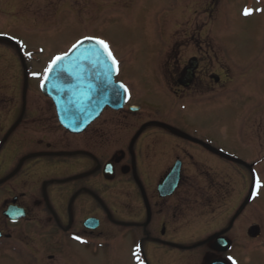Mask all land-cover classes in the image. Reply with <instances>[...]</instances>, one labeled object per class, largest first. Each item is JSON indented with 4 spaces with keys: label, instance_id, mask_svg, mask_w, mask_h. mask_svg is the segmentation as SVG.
I'll use <instances>...</instances> for the list:
<instances>
[{
    "label": "flooded vegetation",
    "instance_id": "obj_1",
    "mask_svg": "<svg viewBox=\"0 0 264 264\" xmlns=\"http://www.w3.org/2000/svg\"><path fill=\"white\" fill-rule=\"evenodd\" d=\"M13 1L25 11H29L31 6L37 7L29 0ZM213 6L219 28L228 24L232 15L244 20V29L253 23L247 20L264 18V0L256 6L242 7L232 6L229 0H216L209 9L214 10ZM246 8L252 10L249 15H244ZM207 15H212V12ZM246 31L260 34L254 30H245V34ZM261 33L263 35L264 30ZM207 34L209 32L198 33L199 37L202 35L203 43ZM216 35L223 39L232 38L235 33L221 30ZM198 44L200 48L192 55L176 57L175 63H169L166 71L170 72V89L163 82L173 102L183 101V108L191 115L204 104L213 102L218 105L222 95L231 93L234 97L236 94V85L230 92L222 93L221 90L225 83L235 79L234 70H230L231 63L223 64L222 56L213 48ZM13 49L17 52L16 48ZM239 55L234 53L230 57ZM6 60L10 58L4 60L0 57V78L7 71ZM11 63V71H15L13 83L10 84L12 80L6 78L2 79L3 82L0 80V129L6 128L9 133L20 131L23 137L20 141L29 151L26 157L0 173V264H7V261L11 264H94L91 245L95 239L124 237L135 242L132 246L134 249L138 247L140 255L137 257L145 264L148 262L142 243L151 247L155 264H224L227 254L231 255V247H242L243 252L245 246L248 252L243 254L248 261L253 253L263 250L264 212L252 213L249 210L251 221L238 223L239 210L244 214L248 208L251 179L243 181L235 176L241 189L234 196L235 201H231L229 207H222L223 202L213 207L222 198L216 180L209 176L208 171L201 169L202 176L198 177V182L204 184L193 188L190 185L192 180L184 173L186 166H193L197 171L206 163L214 165V161L208 160L200 151L201 143L190 142L188 137H183L184 147L179 148L178 153L175 154L172 148L165 153L164 147L173 145L170 144L172 132H159L140 125L119 126L115 138L110 132L113 121L105 119L99 126H93L101 116L80 133L68 132L59 124L54 105L45 96L41 95L51 104L52 112L36 103L33 96L31 102L27 100L28 82L34 80L25 75L27 70L22 75L15 62ZM166 66L161 63L163 79L168 77L164 71ZM216 69L217 72L214 71ZM181 75H184L182 82ZM243 84L239 87L242 94H236L237 98L245 93L248 96L245 88L249 86ZM13 97L15 100L11 103ZM187 117L190 116L187 114ZM50 118H54L57 128L68 135V140L62 134L46 130V122ZM240 134L241 143L249 150L258 146L264 148V143L252 146V128H242ZM165 140L170 141L167 143ZM260 155L264 162V154ZM161 158L166 164L161 165L159 174L158 160ZM176 161H180L177 186L171 195L161 198L157 185ZM105 164L110 165L111 175L104 173ZM21 188L25 190L19 191ZM192 190V194L198 192L201 195L203 206L200 208L206 210L209 217L214 215L210 217L213 228L206 229L205 221L200 222V226L188 223L182 224L181 228L174 227L172 211L185 207ZM161 200L167 207L164 220L159 222L157 207ZM12 205L24 211L23 217L14 222L4 214ZM222 210H225L224 214ZM253 215L254 218L259 216L258 219ZM253 225L259 228L258 238L249 236V228ZM257 240L261 241L262 247L252 249ZM175 249L180 253L173 255Z\"/></svg>",
    "mask_w": 264,
    "mask_h": 264
},
{
    "label": "rangeland",
    "instance_id": "obj_2",
    "mask_svg": "<svg viewBox=\"0 0 264 264\" xmlns=\"http://www.w3.org/2000/svg\"><path fill=\"white\" fill-rule=\"evenodd\" d=\"M11 1L0 0V33H3L0 35V57L4 60L10 58L5 61L7 71L0 78L2 82L6 78L12 80V84L15 79V71L12 72L9 66L11 62H15L17 70L24 75L26 69H30L28 72L40 70L53 54L65 50L77 38L95 37L104 40L120 63L118 79L128 86L130 102L139 108V113H132L126 107L115 112L107 109L93 126H99L105 119L113 121L110 132L115 138L119 133V126L140 125L159 132L170 131L173 135L172 141H169L173 145L164 147L165 153H169L171 148L175 154L178 153L181 150L179 148L184 147L183 137H188L190 142L201 143L200 151L205 153L208 160H213L214 165L206 163L197 168V171L193 166H186L184 173L192 180L190 185L193 188L204 184L198 182V177L202 176L201 169L208 171L209 176L216 180L222 198L213 207L221 205L222 202L225 203L222 207H229L231 201H235L234 196L241 191L235 176L246 181L251 179V172L257 171L262 183L258 198L249 200L244 214L239 210L238 223L250 222V211L264 212V163L260 155L264 154V148L258 146L253 147L255 150H249L241 143L243 140L240 134L242 128L250 127L254 133L252 146L264 143V34L261 33L264 30L261 23H264V18L247 20L253 23L244 29V20L232 15L228 24L219 28L217 18H214L215 6L214 10L209 9L213 2L216 4V0H29L31 4H37V7L31 6L29 11ZM262 1L229 0L234 7L256 6ZM209 11L212 12L210 16L207 15ZM221 30H228L235 33V36L219 39L216 33ZM245 30L259 31L260 34H251L248 31L245 34ZM200 32H209L204 37L205 43L202 35H198ZM7 36L16 38L17 46L35 58L32 61L21 58L13 45L10 46L3 38L1 40V37ZM198 42L202 44L201 47L207 45L219 53L223 64L231 63L230 70L233 69L232 73L236 76L222 86V93L230 92L236 85L235 93L241 95L239 87L244 83L249 86L245 88L248 96L245 92L239 98L236 94L233 97L231 93L222 95L218 105L213 102L204 104L192 115L182 107L183 101L173 102L163 83L170 89L168 84L172 82L169 81L170 72L166 68L170 67L169 63H175L176 57H188L198 51ZM234 53L240 54L238 59L230 57ZM161 63L167 65L164 71L168 77L164 79L161 76ZM11 66L13 69L12 63ZM214 71L217 72V69ZM28 83L27 100L31 102L33 96L36 103L44 105L46 110L52 112L49 101L36 90V81ZM13 100L15 97L10 102ZM55 127L57 128L54 118L48 119L46 130L57 135L62 134L68 140V135L58 128L57 131ZM22 138L20 131L9 133L6 128L0 129V173L28 155V148L20 141ZM158 162L160 174L161 165L166 162L164 158ZM22 190L25 188L19 189ZM192 192L193 190L184 208L172 211L174 227L181 228L182 224L188 223L200 226V222L205 221L206 229L213 228L210 217L213 218L214 215L209 217L207 211L200 208L203 206L200 202L201 195ZM27 197H30L29 193ZM175 200L174 198V202ZM166 207L163 200L158 201L159 222L164 220ZM224 213L225 210H222V214ZM257 217L254 218L253 215L254 219H258ZM133 244V240L125 237L117 240L95 239L91 245L93 262L134 264L129 257ZM142 248L148 264H155L156 258L151 253V247L148 248L146 243H142ZM237 248H230L237 264H264V248L253 253L248 261ZM178 253L180 250L178 252L175 249L173 255Z\"/></svg>",
    "mask_w": 264,
    "mask_h": 264
},
{
    "label": "water",
    "instance_id": "obj_3",
    "mask_svg": "<svg viewBox=\"0 0 264 264\" xmlns=\"http://www.w3.org/2000/svg\"><path fill=\"white\" fill-rule=\"evenodd\" d=\"M81 41L83 43L75 49L71 48L65 59L57 63L49 78L44 79V86H41L43 94L55 103L62 125L72 131H81L105 106L120 108L127 94L125 87L114 81L116 66L105 53L101 52L99 57L96 55L95 50L101 46L95 40ZM61 68L65 71L61 72ZM132 109L137 110V107ZM179 165L176 162L158 185L160 196L171 194L176 187ZM4 214L15 221L24 213L21 209L10 207ZM251 235H257L255 227L251 228Z\"/></svg>",
    "mask_w": 264,
    "mask_h": 264
},
{
    "label": "snow or ice",
    "instance_id": "obj_4",
    "mask_svg": "<svg viewBox=\"0 0 264 264\" xmlns=\"http://www.w3.org/2000/svg\"><path fill=\"white\" fill-rule=\"evenodd\" d=\"M251 11H252L251 9H247V8L244 9V15H249V14L251 13ZM0 35H3V33H0ZM84 39H85V40H95V43L101 46L99 49H96V50H95V51H96V55L99 57L100 54H101V52H103V53H105V54L107 55L108 59L111 60L112 65H113L114 67L117 65V61L115 60V57L113 56V54H112V52H111V50H110V48H109V45L107 44L106 41L101 40V39H98V38H95V37H85ZM81 43H83V41L78 40V41L76 42V44H74V45L72 46V48L75 49V48H76L78 45H80ZM69 51H71V49H70ZM67 55H68V53L66 52V53H64L63 55H58V56H56L54 59H52V61H51V62L48 64V66L44 69V72H45V74H46L45 77H44L45 80H47V79L49 78L51 72H52L53 70H55V66L57 65V63H58L59 61L64 60L65 57H66ZM59 70H60L61 72L65 71V69H63V68H61V69H59ZM34 75H36V74H34ZM41 86H42V87L44 86L43 83H42ZM122 87H123V86H122ZM256 184H257L258 186H259V184H260V181H259L258 178L256 179ZM76 239H79V237H76ZM228 259H229V260H232V257H229ZM233 264H235V261H233Z\"/></svg>",
    "mask_w": 264,
    "mask_h": 264
},
{
    "label": "bare ground",
    "instance_id": "obj_5",
    "mask_svg": "<svg viewBox=\"0 0 264 264\" xmlns=\"http://www.w3.org/2000/svg\"><path fill=\"white\" fill-rule=\"evenodd\" d=\"M119 73H120V71H119ZM131 98V97H130ZM48 99V98H47ZM48 100H50V99H48ZM130 100V99H129ZM95 122V121H94ZM89 126V125H88Z\"/></svg>",
    "mask_w": 264,
    "mask_h": 264
}]
</instances>
